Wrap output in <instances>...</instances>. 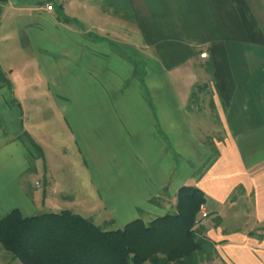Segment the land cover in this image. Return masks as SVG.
<instances>
[{"label": "crops", "instance_id": "1", "mask_svg": "<svg viewBox=\"0 0 264 264\" xmlns=\"http://www.w3.org/2000/svg\"><path fill=\"white\" fill-rule=\"evenodd\" d=\"M20 1L0 2V208L79 205L68 143L101 220L149 222L195 186L213 264H264V0H101L74 26L71 0Z\"/></svg>", "mask_w": 264, "mask_h": 264}, {"label": "trees", "instance_id": "2", "mask_svg": "<svg viewBox=\"0 0 264 264\" xmlns=\"http://www.w3.org/2000/svg\"><path fill=\"white\" fill-rule=\"evenodd\" d=\"M205 200L200 188L184 185L175 212L112 230L70 209L25 215L13 208L0 216V244L24 264H201L213 254L196 228Z\"/></svg>", "mask_w": 264, "mask_h": 264}, {"label": "rangeland", "instance_id": "3", "mask_svg": "<svg viewBox=\"0 0 264 264\" xmlns=\"http://www.w3.org/2000/svg\"><path fill=\"white\" fill-rule=\"evenodd\" d=\"M18 2H23L20 0H17ZM62 0H53L54 5L52 4V6H54L56 8V10H58L59 8V4ZM64 2H66V0H63ZM71 7L69 9V11L66 9L67 13H74L76 14L75 19H70L68 23L70 26H74V25H80L81 23H85L88 24L90 22H94L96 21L99 16H100V6H103V3L101 2V0H71ZM89 5V7H88ZM54 8V9H55ZM72 8V9H71ZM91 8V15H87L85 13V11ZM59 13V12H58ZM13 20V19H12ZM92 20V21H91ZM17 21L20 22H26L27 21V17H18ZM143 35L144 32H143ZM14 41H16V39H13ZM4 43V42H3ZM4 44H2L3 47ZM111 50H116V46L111 45L109 47ZM123 50H127L133 57L135 56V51H131L129 50L128 47H121ZM26 53V52H25ZM141 71H144V68H147V64L145 62H140L139 63V67H138ZM78 83L75 82V86L78 87ZM49 91V92H48ZM51 92L48 89H44V93H43V98H42V102L43 104H48V102L51 100ZM49 96V101H46V97ZM55 100V98H54ZM52 101V100H51ZM51 101L49 102V104L51 103ZM57 103H55L54 105H56ZM56 106H51L48 107V109L43 111V114H52L53 112H55V108ZM53 109V110H52ZM52 112V113H51ZM55 116V115H54ZM61 132V131H60ZM71 146V145H70ZM68 143H66V147L65 149H67V151L70 154V160L64 165V170L61 174L60 177H64V180L66 182V184L70 187V188H74V193L73 195L76 196V198L79 200V205H73L71 208V210L73 212H76L82 216H86L87 218H90L91 220H93L97 225H99L101 228L105 229V230H112V229H117V228H122L124 225H121V223L119 222H112V221H103L101 220L103 217L101 216H97L100 214V212L97 210L95 213H91L88 210L89 209H94V202L96 203V191H94V195L91 194V191L87 190V188H83V184L87 183L86 181V174H85V168H84V163L83 159L79 160L78 158H76L75 156V150L70 147ZM47 152L49 153L50 156V160H51V164L55 165L57 164L55 162V152H52V149L47 150ZM53 170H54V166H53ZM37 177H33V181L36 180ZM64 185H62L63 187ZM53 189V187L51 188V190ZM55 189L57 190L58 193H56L55 196H58L61 194L62 189L59 185L55 187ZM94 201V202H93ZM58 205V204H57ZM49 208H52V210L54 211H59V207H42L41 209H36L35 211H32V213H30V215L32 214H38L40 212H44L46 210H49ZM12 207H8L7 208H0V216L5 215L7 212H9L10 210H12ZM90 213L92 214V216L90 215ZM101 214L103 215L102 211ZM145 218V222H147V220L149 219L148 215L144 216ZM207 257V255L205 256ZM0 264H24L21 261H19L18 259H14L11 257V255L6 252L4 250V248L1 246L0 244ZM144 264H150L149 262H146ZM201 264H213V260L212 258H208V260H204L201 262Z\"/></svg>", "mask_w": 264, "mask_h": 264}, {"label": "built area", "instance_id": "4", "mask_svg": "<svg viewBox=\"0 0 264 264\" xmlns=\"http://www.w3.org/2000/svg\"><path fill=\"white\" fill-rule=\"evenodd\" d=\"M52 8H53L52 3L47 2V3H46V9L50 10V9H52ZM202 208H203V205L201 206V209H202ZM202 215H203V216H206L207 213H206V212H203Z\"/></svg>", "mask_w": 264, "mask_h": 264}, {"label": "water", "instance_id": "5", "mask_svg": "<svg viewBox=\"0 0 264 264\" xmlns=\"http://www.w3.org/2000/svg\"><path fill=\"white\" fill-rule=\"evenodd\" d=\"M5 1H7V0H0V2H5Z\"/></svg>", "mask_w": 264, "mask_h": 264}]
</instances>
